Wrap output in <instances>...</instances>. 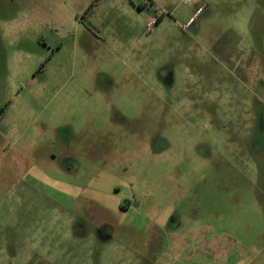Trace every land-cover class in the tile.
<instances>
[{
  "label": "rangeland",
  "instance_id": "1",
  "mask_svg": "<svg viewBox=\"0 0 264 264\" xmlns=\"http://www.w3.org/2000/svg\"><path fill=\"white\" fill-rule=\"evenodd\" d=\"M0 264H264V0H0Z\"/></svg>",
  "mask_w": 264,
  "mask_h": 264
},
{
  "label": "trees",
  "instance_id": "2",
  "mask_svg": "<svg viewBox=\"0 0 264 264\" xmlns=\"http://www.w3.org/2000/svg\"><path fill=\"white\" fill-rule=\"evenodd\" d=\"M92 6H93V4L89 6L88 10H91Z\"/></svg>",
  "mask_w": 264,
  "mask_h": 264
},
{
  "label": "built area",
  "instance_id": "3",
  "mask_svg": "<svg viewBox=\"0 0 264 264\" xmlns=\"http://www.w3.org/2000/svg\"><path fill=\"white\" fill-rule=\"evenodd\" d=\"M200 11H198V13H199Z\"/></svg>",
  "mask_w": 264,
  "mask_h": 264
}]
</instances>
